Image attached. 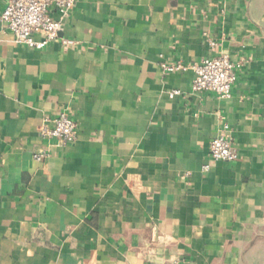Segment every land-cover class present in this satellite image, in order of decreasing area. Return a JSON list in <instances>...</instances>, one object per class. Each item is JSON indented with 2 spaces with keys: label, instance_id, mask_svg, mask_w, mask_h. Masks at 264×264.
<instances>
[{
  "label": "crops",
  "instance_id": "obj_1",
  "mask_svg": "<svg viewBox=\"0 0 264 264\" xmlns=\"http://www.w3.org/2000/svg\"><path fill=\"white\" fill-rule=\"evenodd\" d=\"M6 1L0 264H264V0H77L43 49ZM223 53L244 61L229 98L161 68ZM60 112L67 146L39 132ZM225 123L238 158L212 160Z\"/></svg>",
  "mask_w": 264,
  "mask_h": 264
},
{
  "label": "built area",
  "instance_id": "obj_2",
  "mask_svg": "<svg viewBox=\"0 0 264 264\" xmlns=\"http://www.w3.org/2000/svg\"><path fill=\"white\" fill-rule=\"evenodd\" d=\"M76 2L77 0H7L1 20L12 32L16 43L43 49L59 37L64 19ZM52 9L57 10L61 17L55 18ZM208 44L212 48L217 45L213 39H209ZM243 64V60L234 61L229 54L223 53L190 64L162 62L161 68L165 72L191 70L192 92L214 91L222 98H229ZM180 94L181 90L173 89L169 92V97ZM39 132L43 140L54 142L57 146H67L76 140L78 126L69 113L60 112L56 117L44 118L39 125ZM48 155L49 148L43 147L34 153V159L40 162ZM209 156L216 161H234L238 158L229 124L225 123L220 133L211 141ZM203 168L208 170L209 165L206 164ZM169 264H181V261L173 259Z\"/></svg>",
  "mask_w": 264,
  "mask_h": 264
}]
</instances>
